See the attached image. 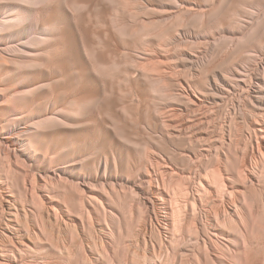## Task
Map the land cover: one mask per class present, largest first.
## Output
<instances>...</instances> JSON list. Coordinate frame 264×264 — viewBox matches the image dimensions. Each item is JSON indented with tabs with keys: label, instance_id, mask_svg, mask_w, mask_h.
<instances>
[{
	"label": "rangeland",
	"instance_id": "rangeland-1",
	"mask_svg": "<svg viewBox=\"0 0 264 264\" xmlns=\"http://www.w3.org/2000/svg\"><path fill=\"white\" fill-rule=\"evenodd\" d=\"M10 16L18 24L0 33V138L15 144L21 139L17 131L30 126V154L36 158L35 148L41 153L30 166L20 147L18 161L0 152V177L10 184L3 195L12 193L25 208L15 217L18 226L45 227L22 264L142 262L145 251L159 252L161 237L172 232L162 229L163 220L151 219L142 241L148 210L140 189L172 190L168 185L174 184L184 191L182 203L191 202L197 173L219 164L231 171L245 150L246 81L264 75V0H0V20ZM179 41L184 43H174ZM19 42L23 46L13 45ZM180 49L205 65L195 73L180 66L168 54ZM232 69L244 75L240 86L212 111L198 112L215 134L210 149L169 138L157 117L170 104L184 106L177 79L202 83L212 71L228 76ZM162 71L170 75L161 76ZM162 158L173 167L165 185L158 172ZM149 162L156 171L149 170ZM58 172L61 179L52 183ZM30 185L56 203L63 223L46 221ZM89 188L104 195L105 211L83 200L82 190ZM239 192L254 203L253 216L260 213L262 183ZM85 208L92 211L91 220ZM154 210L164 213L161 206ZM196 214L204 218L203 210ZM4 220L0 213V228ZM98 224L112 246L109 258L101 251ZM262 231L256 221L249 243L237 250L244 264H264ZM187 241L189 251L178 264H191L190 254L198 249L196 241ZM220 251L210 252L212 264H218Z\"/></svg>",
	"mask_w": 264,
	"mask_h": 264
},
{
	"label": "bare ground",
	"instance_id": "bare-ground-1",
	"mask_svg": "<svg viewBox=\"0 0 264 264\" xmlns=\"http://www.w3.org/2000/svg\"><path fill=\"white\" fill-rule=\"evenodd\" d=\"M17 24L18 22L12 16L0 20V33L8 32L6 29H16ZM182 34L187 35L185 32ZM174 43L178 45L184 42ZM13 45L23 46L21 42ZM168 54L170 58L174 56L178 58L182 62L180 66L188 67L194 73L205 65L204 60L197 61L196 56L187 49H180L173 55ZM166 55L167 53L163 56ZM162 72L161 76L170 75V73ZM240 77H244V75L238 70L232 69L228 76H226L225 70L212 71L202 83L199 79L178 78L181 89L178 91L177 96L184 100V106H170V104V107H165L160 112L157 119L163 131L169 138L182 137L201 147L206 146L208 148L205 150H209L216 140L215 134L207 129V116H201L198 112L203 109L212 111L213 105H219V102L226 97L228 91L240 86ZM3 102L4 100L0 99V104ZM243 102H245L246 107L250 108V111L247 112V140L245 141V150L241 153L235 169L230 171L219 164L215 169H207L197 173L193 181L197 186L195 189L196 194H193L191 202L182 203L181 197L184 196V191L175 189V185L169 184L170 182L168 186H172V190H166L160 186L152 187L150 190L140 189L143 202L148 210L145 221L141 226L142 235L140 236L142 241H146L145 235L148 236L147 232L149 230L148 221L151 219L163 220L162 229L170 230L172 235H166V239L161 237L159 252L145 251L142 262L137 261L134 264H155L154 261H159V264H178L181 254L189 251L186 244L187 240L196 241L198 248L190 254L191 264H212L210 252L212 250L216 251L218 248L221 249L215 259L218 260V264H244L243 253L241 254L237 250H241L249 243L248 237L251 235V230L256 221L259 223L261 230L264 231V207L260 213L253 216L254 203L246 198L245 193L239 192L240 187L247 189L258 186L259 183L264 186V75L257 74L252 75V77L250 75L248 82L246 81ZM30 131V126L18 130L16 135L21 136V139L15 144L10 140L0 138V152L7 155L12 161H18L22 155L18 152L20 147L23 149L24 161L28 164V161H31L30 163L36 161L41 152L35 148L34 155H36V158H32L33 155L29 151L30 141L26 136ZM218 137L222 141L224 136L219 135ZM202 151H198L197 156L201 155ZM29 165L31 166V164ZM147 165L150 171H156L153 169L152 163L149 162ZM170 170H173V167L168 165V159L162 158L158 170L162 185H165L164 177ZM60 179L61 175L58 172L53 176L52 183ZM5 182L0 177V213L5 218L4 224L0 228V264H22V260L27 259L28 254L36 249V243L40 242L41 232L44 231L45 227L36 231L33 228L18 226L15 217L25 208L20 203L18 205L12 193H8L6 196L3 195V191L10 186L7 181ZM30 186L31 195L41 206L40 213L46 214V221H50L52 218L58 223H63V216L58 213L56 203H52L48 195L44 197L38 193L37 185ZM93 190L91 188L83 189V200L87 202L92 200L105 211L102 200L104 195L99 194L98 196ZM185 192L187 193V191ZM157 206L164 209L162 215L154 210ZM189 207L191 208L190 212ZM200 210L204 211L203 219H198L196 216V213ZM82 211L86 214L88 220L92 219V211L89 208ZM91 223L93 224V221ZM104 231L102 226L99 225L97 233L101 236L97 235L100 239L101 251L109 258L111 256V245L107 243L108 241H105L104 235H102ZM90 256L87 255L89 260L91 259ZM93 261L91 262L93 263ZM131 261L133 264V259ZM107 264L113 263L109 261Z\"/></svg>",
	"mask_w": 264,
	"mask_h": 264
}]
</instances>
